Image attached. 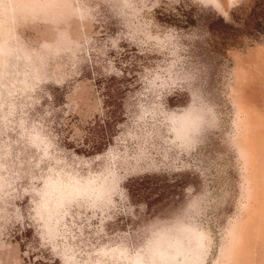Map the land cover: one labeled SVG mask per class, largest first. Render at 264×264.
I'll return each instance as SVG.
<instances>
[{
	"label": "rangeland",
	"instance_id": "rangeland-1",
	"mask_svg": "<svg viewBox=\"0 0 264 264\" xmlns=\"http://www.w3.org/2000/svg\"><path fill=\"white\" fill-rule=\"evenodd\" d=\"M0 264H264V0H0Z\"/></svg>",
	"mask_w": 264,
	"mask_h": 264
},
{
	"label": "trees",
	"instance_id": "trees-1",
	"mask_svg": "<svg viewBox=\"0 0 264 264\" xmlns=\"http://www.w3.org/2000/svg\"><path fill=\"white\" fill-rule=\"evenodd\" d=\"M226 28L229 29V28H231V26H228V25H227Z\"/></svg>",
	"mask_w": 264,
	"mask_h": 264
}]
</instances>
